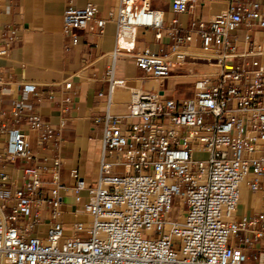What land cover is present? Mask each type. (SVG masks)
Wrapping results in <instances>:
<instances>
[{"label": "built area", "instance_id": "obj_1", "mask_svg": "<svg viewBox=\"0 0 264 264\" xmlns=\"http://www.w3.org/2000/svg\"><path fill=\"white\" fill-rule=\"evenodd\" d=\"M197 1L171 0V6L189 12ZM260 7L259 0H230L208 27L192 20L184 36L172 27L173 42L155 51L137 46L138 29L164 24V11L151 0H118L106 18L98 16L97 4L68 0L63 26L73 43L80 30L103 33L108 22L116 23L113 55L135 58L141 85L126 114L103 119L98 177L88 181L74 170L73 185L60 180L59 156L51 167L30 165L37 157L27 131L42 144L62 146L55 128L34 110L38 85L22 83L20 96L8 102L0 95V264H264V69L253 58L252 35H245L242 52L232 37L260 17L264 27ZM193 31L215 70L196 77L192 96L168 97L163 81L182 73L187 58L202 55L182 49ZM20 38L18 29L0 25V60L10 59ZM105 75L109 94L100 95L110 101L126 81L115 77L113 65ZM7 83L0 70V88ZM196 151L209 157L194 159ZM244 185L250 197L242 202ZM65 196L82 207L74 214L83 218L69 229L61 219ZM179 198L183 211L173 219Z\"/></svg>", "mask_w": 264, "mask_h": 264}, {"label": "crops", "instance_id": "obj_2", "mask_svg": "<svg viewBox=\"0 0 264 264\" xmlns=\"http://www.w3.org/2000/svg\"><path fill=\"white\" fill-rule=\"evenodd\" d=\"M68 0H0V25L18 29L21 38L15 42L10 59L0 60L1 72L8 82L0 88V95L5 102L13 96H20V87L24 82L38 85L41 100L32 99L34 110L50 123L62 139L60 150L54 140L42 144L36 133L27 131L31 149L37 159L30 165L53 166L52 159H61L60 180L67 185L75 184L77 177L72 174L77 170L79 175L88 181H94L100 173V158L103 147V119L108 113L124 115L128 104L136 97L138 79L143 76L131 55L119 53L117 49V25L108 22L104 32L99 29L78 31L77 42L64 32L63 15ZM230 0H198L189 12H176L172 9L171 0H151L152 6L164 11V24L161 29L140 28L137 35V46L158 51L168 47L173 39L168 35L172 27L177 28L184 36L192 20L202 22L208 27L215 16L225 11ZM78 6L89 3L98 5V16L108 17L118 0H74ZM260 11L264 13V0ZM261 17L252 20L251 25L243 24L232 32L237 41L236 50L245 49L244 38L252 35L254 42L253 58L260 61L264 69V27L260 25ZM199 26L196 27L198 29ZM161 33V37L156 34ZM203 41L197 31L192 32V39L182 44V49L201 51ZM252 48V46H251ZM237 58L235 62H240ZM206 56L187 58L183 63L184 71L175 77L163 81L160 85L168 97L187 98L194 94L196 77L212 73L215 69ZM113 65L114 75L124 78L125 87H117L108 96L110 83L105 72ZM249 68H255L250 66ZM71 81L70 88L66 82ZM125 89V90H124ZM71 96L70 103H64L66 96ZM119 95V96H118ZM125 98V99H124ZM100 118V121L97 119ZM61 119L64 124L61 125ZM45 179L52 174L45 173ZM81 194L86 197L87 191ZM250 195H247V199ZM61 216L65 228L70 223L80 220L81 215L74 214L81 210V205L74 202L72 196H65Z\"/></svg>", "mask_w": 264, "mask_h": 264}, {"label": "bare ground", "instance_id": "obj_3", "mask_svg": "<svg viewBox=\"0 0 264 264\" xmlns=\"http://www.w3.org/2000/svg\"><path fill=\"white\" fill-rule=\"evenodd\" d=\"M129 33V30L128 29H125L124 31H123V36H125V35H127ZM125 40V38H122V42ZM183 51H186V50H183ZM197 53H200V54H202L203 56L205 55V53L204 52H202V51H196ZM153 84H156V82L154 81V82H152ZM138 87L141 85V83L140 82H138ZM117 89V88H116ZM125 90V89H124ZM119 96V95H118ZM125 99V98H124ZM255 198H254V202H255V204L256 205H259L260 203H261V194L260 193H256L255 195ZM240 200L242 201V202H245V201H247V189H246V186L244 185L243 186V188H242V193H241V198H240ZM182 198H179L178 199V203H179V205H180V208H179V213L178 214H181L182 213Z\"/></svg>", "mask_w": 264, "mask_h": 264}, {"label": "rangeland", "instance_id": "obj_4", "mask_svg": "<svg viewBox=\"0 0 264 264\" xmlns=\"http://www.w3.org/2000/svg\"><path fill=\"white\" fill-rule=\"evenodd\" d=\"M208 157H209V153L206 152V151H196V152L193 153V158L194 159H207ZM179 208H180L179 203L175 202L174 203V210H173L172 215H171L173 219H175L177 217V215L179 213ZM240 211L242 212V209H240Z\"/></svg>", "mask_w": 264, "mask_h": 264}]
</instances>
